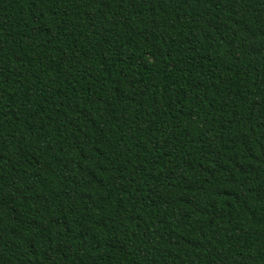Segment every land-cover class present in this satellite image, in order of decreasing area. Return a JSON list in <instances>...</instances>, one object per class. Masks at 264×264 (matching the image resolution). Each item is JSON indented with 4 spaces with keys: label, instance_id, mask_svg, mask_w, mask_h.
I'll return each instance as SVG.
<instances>
[{
    "label": "trees",
    "instance_id": "1",
    "mask_svg": "<svg viewBox=\"0 0 264 264\" xmlns=\"http://www.w3.org/2000/svg\"><path fill=\"white\" fill-rule=\"evenodd\" d=\"M0 264H264V0H0Z\"/></svg>",
    "mask_w": 264,
    "mask_h": 264
}]
</instances>
